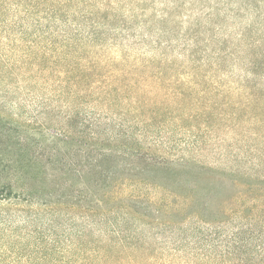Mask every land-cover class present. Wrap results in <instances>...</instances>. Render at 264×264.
<instances>
[{
    "label": "rangeland",
    "instance_id": "obj_1",
    "mask_svg": "<svg viewBox=\"0 0 264 264\" xmlns=\"http://www.w3.org/2000/svg\"><path fill=\"white\" fill-rule=\"evenodd\" d=\"M28 1L0 8V114L55 175L18 178L47 189L36 205L0 206V264H219L204 256L264 234V104L242 85L264 72V0H56V19ZM61 185L91 205L35 208Z\"/></svg>",
    "mask_w": 264,
    "mask_h": 264
},
{
    "label": "trees",
    "instance_id": "obj_2",
    "mask_svg": "<svg viewBox=\"0 0 264 264\" xmlns=\"http://www.w3.org/2000/svg\"><path fill=\"white\" fill-rule=\"evenodd\" d=\"M6 0H0V8H8L7 10L18 11V5L21 0H15V4L12 6L8 5ZM58 1V0H57ZM56 0H29L27 6L23 9L25 16L32 15L37 16L38 18L48 19L49 17L57 18L60 16L67 17L65 12H62L60 8L55 5ZM62 4V3H60ZM63 5V4H62ZM261 79V82L258 80ZM159 80V77H158ZM242 85L249 89V94L251 100L255 104L261 103L264 104V72H253L244 76L242 80ZM256 116L263 119V113L258 111ZM21 124L18 123L15 119L0 114V201L1 205L9 210H24L28 209L29 206L36 205L34 198L41 196L45 190V187L42 189L33 188V185L26 183H19V177H40L41 174H45L48 170H51V174H54V168L50 169L49 167H44L42 164V159L50 162L49 158L45 156L40 151H31V144L27 141H23L20 137ZM150 151V152H149ZM151 156L147 157L146 154ZM144 161L149 162V166L166 173L177 172L178 170L187 168L189 165V160H179L175 158H170L166 154L155 153L149 148H143L141 153L136 156ZM260 161L254 163L255 167H259L261 164L262 158H264V152L262 156L259 157ZM58 171L67 172L68 168L63 169L61 166L57 167ZM257 177L254 179L255 182L263 183L264 176L262 179ZM56 191V197H62V199H53L50 202L46 200H41V202L35 206L43 208H87L91 203H87V192L79 187H72L67 185H61L54 189ZM39 199V198H38ZM251 201L255 204L256 210H264V193L260 195H254L251 198ZM85 205V206H83ZM250 235L246 238H241L240 236H234L232 241L233 244L226 247L224 253L218 252L214 255H206L204 258L215 260L219 259L222 264L224 261L223 257H227L230 261V258H233L237 255V260L228 264H252L248 259H255L258 256L264 253V234L258 232V235ZM255 239L257 243L258 250L255 252L251 248V242ZM237 253V254H236ZM244 253V254H243ZM221 257V258H218ZM255 257V258H254ZM263 260V259H258ZM264 263V262H263Z\"/></svg>",
    "mask_w": 264,
    "mask_h": 264
}]
</instances>
